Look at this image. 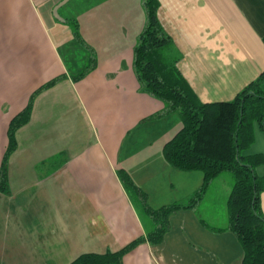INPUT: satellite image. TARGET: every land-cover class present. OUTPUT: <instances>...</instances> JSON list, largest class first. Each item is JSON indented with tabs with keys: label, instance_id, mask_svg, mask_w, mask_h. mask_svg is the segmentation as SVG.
Here are the masks:
<instances>
[{
	"label": "crops",
	"instance_id": "crops-1",
	"mask_svg": "<svg viewBox=\"0 0 264 264\" xmlns=\"http://www.w3.org/2000/svg\"><path fill=\"white\" fill-rule=\"evenodd\" d=\"M60 1L0 0V168L11 120L39 87L80 66L61 50L73 40L70 30L58 39L53 10ZM158 1L159 22L181 53L178 68L201 102H231L264 72V0ZM78 20L98 68L40 94L17 131L10 194L0 192V264H71L143 236L119 169L155 209L182 201L204 181L202 172L180 171L164 157L183 127L178 116L142 123L164 104L140 92L133 69L146 20L141 0H102ZM212 207L207 201L201 212L175 214L162 244H141L123 264H243L233 233L202 225L216 227L204 218ZM261 208L264 214V192Z\"/></svg>",
	"mask_w": 264,
	"mask_h": 264
},
{
	"label": "trees",
	"instance_id": "trees-1",
	"mask_svg": "<svg viewBox=\"0 0 264 264\" xmlns=\"http://www.w3.org/2000/svg\"><path fill=\"white\" fill-rule=\"evenodd\" d=\"M141 4L146 23L134 48L133 69L140 92L164 104L162 110L142 123L178 116L183 127L164 146V157L180 171L202 172L204 181L184 200L155 209L150 205L148 194L126 170L119 169L117 176L140 218L145 234L117 252L84 254L71 264H123L124 257L141 244H162L172 230L171 218L181 211L198 213L214 181L224 174L232 178L227 200V225L210 227L203 219L200 221L214 233H233L244 250L243 264H264V214L261 208L264 176L256 173V167L264 165V156L246 154L255 140L256 124L264 130V72L231 102H201L178 68L181 53L159 22V1L141 0ZM64 24L69 27L76 45V50L72 52L77 54H72L77 57L83 53V63L80 61L78 71L57 76L39 87L27 107L11 120L8 145L0 168V192L6 195L10 194V157L18 148L16 133L30 121L35 99L63 80L78 83L98 68V54L83 38L78 16L66 19ZM77 47L82 53H78ZM68 62L71 64L69 59Z\"/></svg>",
	"mask_w": 264,
	"mask_h": 264
},
{
	"label": "rangeland",
	"instance_id": "rangeland-1",
	"mask_svg": "<svg viewBox=\"0 0 264 264\" xmlns=\"http://www.w3.org/2000/svg\"><path fill=\"white\" fill-rule=\"evenodd\" d=\"M100 1L102 0H72L68 6L61 9L60 15L63 19H65L66 22V19L72 18L74 16H80V14L90 10L95 4H97ZM56 24L59 31L58 39L61 40L66 39L68 36L69 27L65 25L63 22L58 21L57 19H56ZM74 45H75L74 42L72 41L68 42L62 47L61 50L64 54L65 59H69L72 63L73 68H76L77 65L79 66L80 61L83 63V57H80L79 52H81V50L79 47H77L79 56L77 57L74 56V54L75 55L77 54V52H72L73 50L76 49V48L74 49V47L76 46ZM79 68L80 67H77L75 70H78ZM246 154H251V155L262 154L264 156V130L258 124H256L255 126V140L251 145L250 149L246 151ZM256 173L260 177L264 176V165L256 167ZM231 189H232V178L230 177V175L224 174L218 177L214 181L213 185L211 186L206 196V200L210 201V204L213 205L212 207L213 210L212 213L208 210L209 214L204 218L208 220L209 223L213 224L216 227H224L227 225L228 211H227V207L225 208V206H227V200L229 198ZM207 201H204V203L200 207L199 212L203 210L204 205L207 204Z\"/></svg>",
	"mask_w": 264,
	"mask_h": 264
},
{
	"label": "water",
	"instance_id": "water-1",
	"mask_svg": "<svg viewBox=\"0 0 264 264\" xmlns=\"http://www.w3.org/2000/svg\"><path fill=\"white\" fill-rule=\"evenodd\" d=\"M71 0H62L60 1L54 8L53 10V15L55 17V19H57L60 22L65 23V19H63L60 15V10L66 6Z\"/></svg>",
	"mask_w": 264,
	"mask_h": 264
}]
</instances>
